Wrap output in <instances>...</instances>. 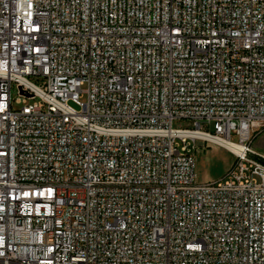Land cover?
<instances>
[{
  "label": "built area",
  "instance_id": "obj_1",
  "mask_svg": "<svg viewBox=\"0 0 264 264\" xmlns=\"http://www.w3.org/2000/svg\"><path fill=\"white\" fill-rule=\"evenodd\" d=\"M262 129L264 0H0V264H264Z\"/></svg>",
  "mask_w": 264,
  "mask_h": 264
},
{
  "label": "rangeland",
  "instance_id": "obj_2",
  "mask_svg": "<svg viewBox=\"0 0 264 264\" xmlns=\"http://www.w3.org/2000/svg\"><path fill=\"white\" fill-rule=\"evenodd\" d=\"M34 81V79H31ZM13 96H17L15 89L12 91ZM85 98L81 100L82 103ZM74 108L78 109L74 105ZM175 128L186 127L184 122H175ZM210 133L214 134L213 130ZM253 148L264 155V129L255 136ZM196 159V180L199 184L213 183L221 180L226 176L234 165L236 158L222 147H218L214 143L198 142L195 151ZM257 182L260 180L257 178Z\"/></svg>",
  "mask_w": 264,
  "mask_h": 264
},
{
  "label": "bare ground",
  "instance_id": "obj_3",
  "mask_svg": "<svg viewBox=\"0 0 264 264\" xmlns=\"http://www.w3.org/2000/svg\"><path fill=\"white\" fill-rule=\"evenodd\" d=\"M210 140L214 142V144L217 145L218 147H222L225 150H227L230 154L239 153V150L241 149L240 145L235 144L234 142H231L228 139H224V138L215 139L214 138Z\"/></svg>",
  "mask_w": 264,
  "mask_h": 264
},
{
  "label": "crops",
  "instance_id": "obj_4",
  "mask_svg": "<svg viewBox=\"0 0 264 264\" xmlns=\"http://www.w3.org/2000/svg\"><path fill=\"white\" fill-rule=\"evenodd\" d=\"M230 155H232V154H230ZM232 156H234V155H232Z\"/></svg>",
  "mask_w": 264,
  "mask_h": 264
}]
</instances>
